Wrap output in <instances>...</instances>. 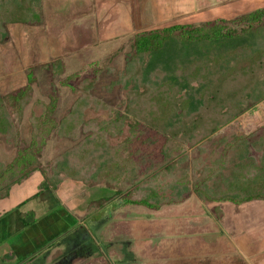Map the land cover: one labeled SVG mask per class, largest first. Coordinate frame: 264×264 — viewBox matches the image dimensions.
Instances as JSON below:
<instances>
[{
  "label": "trees",
  "instance_id": "16d2710c",
  "mask_svg": "<svg viewBox=\"0 0 264 264\" xmlns=\"http://www.w3.org/2000/svg\"><path fill=\"white\" fill-rule=\"evenodd\" d=\"M43 5L44 0H0V44L9 25H42ZM124 47L122 67L115 71L111 61ZM53 67L61 69L59 59L43 66ZM90 67L86 76L74 72L58 81L73 97L59 118L54 117L58 97L50 89L47 101L40 103L41 114L28 117L29 140L22 147L19 124L33 78L26 75L23 87L0 94V135L14 147L12 159L0 163V200L37 174L36 191L19 207L45 192L55 193L65 181L83 190L109 191L88 201L83 216L115 203L157 211L182 203L188 195L213 205L212 216L223 203L264 202V125L225 142L223 150L234 145L240 149L226 175L222 169L227 152L208 165L190 159L188 168L179 171L172 161L175 154L199 150L211 135L264 102V7L229 19L136 31L122 48ZM102 73L113 74L107 91L116 87L122 94L115 103L92 94ZM145 132L154 138L147 137L146 145L160 140L157 162L130 147L132 136ZM50 137L70 144L42 162ZM17 221L32 225L33 211L20 212Z\"/></svg>",
  "mask_w": 264,
  "mask_h": 264
},
{
  "label": "rangeland",
  "instance_id": "374dc122",
  "mask_svg": "<svg viewBox=\"0 0 264 264\" xmlns=\"http://www.w3.org/2000/svg\"><path fill=\"white\" fill-rule=\"evenodd\" d=\"M61 1L62 4L58 0H45L42 25L7 26L8 37L0 44V94L13 93L23 87L26 75L33 78L31 99L19 124L20 147L29 140L28 117L41 114V104L47 101L50 89H54L58 97L54 117L59 118L66 112L73 97L68 88L59 86V80L74 72L86 76L92 63L100 65L139 30L123 24L113 29V23L109 26L108 22L88 18L87 11L92 7L89 8L85 1H76L74 10L65 0ZM103 1L111 4L119 0ZM109 4L100 6L107 10ZM245 5L241 10L226 14L218 10L214 13L217 15L202 13V16L180 23L233 18L247 8L264 7V0ZM77 6H82L80 9L86 14L80 17ZM90 15L93 16V10ZM102 31L108 37H100ZM126 49L124 47L111 61L115 71L121 69ZM57 59L62 65L60 70L43 68ZM111 79L113 74L102 73L92 94L105 102L115 103L122 94L116 87L107 91ZM254 110L211 135L199 150L175 154L172 161L176 169L188 168L189 160L196 158L199 164L208 165L227 152L222 172L228 174L235 167L233 164L240 149L234 145L223 150L225 142H233L231 139L236 136L251 135L264 125V102L258 103ZM123 135H127L125 131ZM147 137L154 139L149 132L132 136L130 147L157 162L156 148L160 140L156 137L153 144L146 145ZM69 144L66 140L50 137L41 153V161L50 159ZM13 155L14 147L0 135V163H8ZM38 180V175L33 174L14 187L6 199L0 200V264H264V202L239 206L223 203L218 206L220 213L216 209L218 215L212 216L209 210L213 205H203L193 195H188L182 203L157 211L119 207L115 203L98 214L89 211L83 216L88 201L106 196L109 191L98 187L82 190L65 181L67 184H62H66L65 189L59 188L60 194L45 192L20 208L17 204L36 191ZM57 194L63 198L62 202ZM23 209L34 211L32 225L23 227L17 222L16 215Z\"/></svg>",
  "mask_w": 264,
  "mask_h": 264
},
{
  "label": "crops",
  "instance_id": "0c3cea01",
  "mask_svg": "<svg viewBox=\"0 0 264 264\" xmlns=\"http://www.w3.org/2000/svg\"><path fill=\"white\" fill-rule=\"evenodd\" d=\"M58 1H60L61 4L63 2L61 0ZM76 1H85L90 5L89 8L92 7L90 11H87L88 18L91 19L96 18L103 22H108L109 26L110 24L113 23L114 25L113 29H118L117 27L120 28L121 27L120 24H123L125 27L130 26L137 30L159 28V27L169 26L172 24H191V23H180V21L182 22L187 18H193V17L197 18L200 15L202 16L203 15L202 13L217 15L214 14L216 10H218L219 12L222 11L221 14H226L229 12H233L235 9L241 10V7L246 6L245 4L254 2V0H119L118 3L112 1L110 2L111 4H109L108 1H103V0H65L64 2L71 5L73 7L71 10H74L75 8L74 3ZM105 4L107 5L109 4V8H107V10H103L102 9L103 6H100ZM80 7L77 6L76 8L78 9L76 10H78V14L81 17L83 16V14L85 15L86 12H84L83 9H80ZM223 7H226V9L224 10ZM253 9L247 8L245 9L244 12L241 11L240 14L251 11ZM92 10H93V16L90 15ZM71 13H73V11ZM213 19L208 18V19H203V21H209ZM88 22H92V20H89ZM99 35L100 37L102 36L108 37L105 31L104 32L102 31V33L99 32ZM247 113H249V111ZM246 114H244V116ZM64 183L67 184V182ZM62 184L57 188L56 193L60 194L59 193L60 187H61V191L62 188L65 189L64 187L66 184L64 185ZM78 186L81 187L80 185ZM58 194L57 197L62 202L63 198L61 199V196L60 195L58 196ZM31 201L32 200H30L29 202ZM22 206H20V208ZM25 211L27 210L25 209L20 210L16 215V220L18 214L20 212H25Z\"/></svg>",
  "mask_w": 264,
  "mask_h": 264
}]
</instances>
